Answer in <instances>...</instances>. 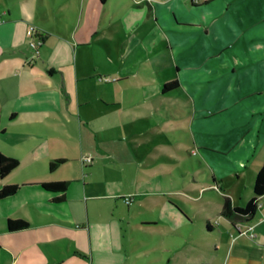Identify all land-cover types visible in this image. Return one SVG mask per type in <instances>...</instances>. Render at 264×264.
Listing matches in <instances>:
<instances>
[{
	"label": "crops",
	"instance_id": "0c3cea01",
	"mask_svg": "<svg viewBox=\"0 0 264 264\" xmlns=\"http://www.w3.org/2000/svg\"><path fill=\"white\" fill-rule=\"evenodd\" d=\"M221 3V9L208 12ZM134 9L143 20L139 31L130 22L125 25ZM0 20V156L18 162L15 170L0 179V190L18 187L13 196L0 200V264L130 262L122 225L130 210L145 208L126 205L122 213L123 201L118 198L122 195L132 201L147 198V208L157 212L142 221L170 224L180 233L175 249L164 250L171 254L166 264H264V195L249 221L232 224L220 212L221 219L211 222L208 212L196 215L180 203L166 214L171 206L165 197L176 192H169L163 177L148 171L135 174L130 189L123 190L126 194L99 191L116 184L110 171L119 169V158L111 150L113 141L99 134L112 129L111 123L120 127L127 123L123 110L108 108L115 107L117 91L136 71L137 63L149 57L152 63L157 61L154 72L161 87L178 82L177 90L160 91V99L181 95L192 103L187 111L169 105L157 116L170 112L175 120L187 113L193 120L207 119L225 129L249 118L251 127L241 128L240 133L249 135L253 130L254 136L240 166L251 173L250 185L237 198L233 193L226 197L236 207L251 199L264 156V0H210L206 4L192 0H0ZM115 24L125 27L122 33L113 30ZM29 25L43 39L36 56L25 34ZM159 30L163 37L157 49L151 39H156ZM95 48L103 54H92ZM174 49L181 63L159 65L158 60L167 59ZM104 61L119 69L101 71ZM238 71L242 76L235 91L200 88L217 78L232 80ZM199 101H210L213 106L203 108ZM256 101L257 108L251 104ZM233 107L237 110L232 111ZM212 149L208 154L222 156ZM83 156H90L92 164L82 165ZM56 160L64 163L50 172L49 164ZM206 169L209 189L218 190L216 175ZM53 182L66 185L61 202H53L61 193L40 186ZM150 197H163L164 202L152 204ZM8 220L27 226L11 231ZM249 233L256 237L251 240ZM178 245L185 247V254L173 263L172 252L176 255Z\"/></svg>",
	"mask_w": 264,
	"mask_h": 264
},
{
	"label": "rangeland",
	"instance_id": "374dc122",
	"mask_svg": "<svg viewBox=\"0 0 264 264\" xmlns=\"http://www.w3.org/2000/svg\"><path fill=\"white\" fill-rule=\"evenodd\" d=\"M222 5L223 3L218 4L209 9L208 12H215L221 9ZM129 12L133 15L130 14L127 17L125 25L129 26L131 23L136 26V31L142 30L143 20L141 17V20L137 17L139 10L134 9ZM146 19L147 17H144V20ZM140 21L141 24L137 25ZM188 22V24L193 23L190 20ZM124 29L125 27L120 24H115L113 28L117 33H122ZM161 33L159 30L156 33V39H151L157 49L160 47L161 37H163ZM91 52L95 55L103 54L99 48H95V51L92 50ZM117 54L120 52L118 51ZM179 55L180 53L174 49L166 57L167 59L160 58L158 60L159 65L166 61L173 64L181 63L182 59ZM159 56V54L155 55L156 58ZM153 62L147 57V59L137 63L136 71L120 85L121 90L117 91L116 99L118 102L115 107L108 108L114 112H117L118 109L123 110L127 123L125 127L116 126V124L113 126L114 124L111 123L112 129L103 130L99 134V137L108 135V139L113 141V147H115L111 150L119 158L117 162L119 169L110 171L117 178L116 184L111 185L110 188L102 186L99 191L116 194L123 190H129L135 174L139 175L148 171L151 176L155 174L157 178L163 177V182L168 186L169 192H176L175 195L165 197L169 200L167 204L171 206V208L166 209V214H169L174 204L180 203L190 213L195 212L196 215L206 216L208 212L207 216L211 222H217L221 219L219 212L222 195L229 196V193H233L237 198L239 192L250 185L251 173L243 171V167L240 166L242 156L247 147L251 145L254 136L253 130L249 132V135L247 131L240 133L241 128L251 127L247 125L249 118L247 120L241 119L237 123H230L225 129L222 125L214 127L207 119L199 122L193 120L187 113L186 116L178 117L175 120L170 112L165 116H157L159 110H163L162 108L169 105L175 104L187 111L188 108H192V103L181 95H176L170 99H160L159 92L162 87L158 83V75L154 72L158 65H156L157 61ZM110 66V63L104 61L100 64V69L103 72L119 69L114 65L112 68ZM241 76L238 71L232 80L217 78L214 80L215 83L213 81L212 84H200V88L211 87L214 91L229 88L230 91H235L239 86ZM198 104L203 108H212L213 106L210 101H199ZM251 104L257 108V101L251 102ZM231 110L236 111L237 107H233ZM112 118L114 119L116 116L113 114ZM130 143L133 144V147ZM212 146L215 147L216 153L222 152V156L214 153L208 154L213 150ZM206 168L216 175L219 181L218 190L209 189L208 186L211 182L207 177ZM104 174H108L107 170H104ZM123 192L126 194L125 191ZM125 197L128 196L122 195L118 198ZM163 199V197H150L149 200L152 204L162 205ZM145 200L137 198L132 201L134 204L131 202L132 206L129 204L134 209L136 205L145 209L140 211L135 209V212L130 210L127 221L122 225L125 248L130 262L124 261L119 264H166L171 254L164 250H174L173 246L179 242L177 234L180 233L170 224L160 223L159 220V223L142 221L147 214L152 212L147 208ZM202 209L205 210L204 213H201ZM120 211L126 213L125 204L122 203ZM156 212L157 210H154L153 215H156ZM211 225L214 224L211 223ZM178 247L180 249L176 255L172 250L173 263H176L175 259L178 255L185 254V247L183 245H178ZM206 259L207 257L204 261Z\"/></svg>",
	"mask_w": 264,
	"mask_h": 264
},
{
	"label": "trees",
	"instance_id": "16d2710c",
	"mask_svg": "<svg viewBox=\"0 0 264 264\" xmlns=\"http://www.w3.org/2000/svg\"><path fill=\"white\" fill-rule=\"evenodd\" d=\"M101 3H105L106 0H99ZM210 0L203 1V4L208 3ZM178 89V82L176 80L165 83L162 86L161 92L167 94ZM64 160H56L49 164V171L53 172ZM18 166V162L15 159L0 156V179L5 178L9 173L15 170ZM42 189L49 192H59L60 197L54 198L53 202H61L64 200V193L66 191V185L62 182L44 183L40 185ZM18 190L17 186H5L0 190V200L6 199L13 196ZM253 196L251 199L243 206L236 207L232 205L231 200L223 196L222 205L220 210V216L227 219L230 223L234 224L237 222H247L255 214L259 198L264 195V156L262 161V166L257 172L252 186ZM26 223L23 221H7L8 230L15 231L26 228Z\"/></svg>",
	"mask_w": 264,
	"mask_h": 264
},
{
	"label": "built area",
	"instance_id": "2783aa9c",
	"mask_svg": "<svg viewBox=\"0 0 264 264\" xmlns=\"http://www.w3.org/2000/svg\"><path fill=\"white\" fill-rule=\"evenodd\" d=\"M193 3H199L201 1H207V0H192ZM1 23V20H0ZM37 30L33 25H29L26 29V37L29 39L28 41V47L29 49L32 51L33 55L36 56L38 53V49L39 47L42 45L43 39L41 36L36 35ZM81 162L82 165L84 166H88L91 165L93 160L90 156H83L81 158ZM122 201L125 205H129L132 202L131 197H125L122 198ZM252 229V228H251ZM249 229V230H251ZM244 235L246 234V232L243 233ZM256 237V235L254 233H249L248 234V238H250L251 240H253Z\"/></svg>",
	"mask_w": 264,
	"mask_h": 264
}]
</instances>
